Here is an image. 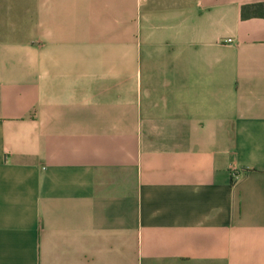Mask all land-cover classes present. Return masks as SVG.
I'll list each match as a JSON object with an SVG mask.
<instances>
[{"label": "crops", "instance_id": "crops-1", "mask_svg": "<svg viewBox=\"0 0 264 264\" xmlns=\"http://www.w3.org/2000/svg\"><path fill=\"white\" fill-rule=\"evenodd\" d=\"M0 264H264V0H0Z\"/></svg>", "mask_w": 264, "mask_h": 264}, {"label": "trees", "instance_id": "trees-1", "mask_svg": "<svg viewBox=\"0 0 264 264\" xmlns=\"http://www.w3.org/2000/svg\"><path fill=\"white\" fill-rule=\"evenodd\" d=\"M258 6H260V5H258ZM243 15H245V14L243 13Z\"/></svg>", "mask_w": 264, "mask_h": 264}]
</instances>
